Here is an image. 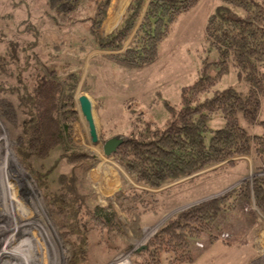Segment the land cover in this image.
Wrapping results in <instances>:
<instances>
[{"label":"rangeland","instance_id":"1","mask_svg":"<svg viewBox=\"0 0 264 264\" xmlns=\"http://www.w3.org/2000/svg\"><path fill=\"white\" fill-rule=\"evenodd\" d=\"M94 1H83L72 13L61 14L51 10L46 0H0V79L13 85L24 82L29 85L34 77L48 70H57L61 77L79 72L80 81L74 94L78 116L72 127L71 150L95 158L85 169L70 163L60 148H53L46 157L32 158L31 169L27 168L15 154L10 129L0 119L1 145L23 174V178L15 179L19 174L14 167L10 170L14 184L9 193L16 211L8 194L0 193V246L5 244L8 248H0V264L11 261V264H69L72 248L60 233L46 192L48 188L52 191L60 172L70 174L71 190L64 185L83 206H110L124 234L117 237L124 238L118 243H125L126 248L118 252L112 245L117 241L101 244L97 233L92 232L88 248L90 264H135L133 253L145 246L169 219L184 211H191L192 222L208 229L191 241L194 255L191 264H264V215L253 195L246 197L238 193L244 184L252 188L253 179L264 175L256 171L258 161L252 155L235 157L231 162H221L151 189L137 184L115 159V154L107 157L101 149L111 138L126 139L130 135L135 114L143 113L147 121L162 126L170 117L167 105L181 108L183 88L196 82L206 62L218 60V53L209 46L205 34L207 20L220 0H200L180 15L159 47L157 62L140 69L121 67L107 57L123 50L96 47L88 19L95 14ZM118 1L123 5L114 9L117 0H111L107 8L99 30L101 38L119 26L132 0ZM18 73L20 77L16 76ZM229 87L243 93L250 88L247 78L239 75L232 63L213 91ZM212 92L203 95V99ZM81 95L91 100L98 145L91 143L88 125L80 112ZM259 120L264 121V99H261ZM224 124L221 114L212 115L208 121L213 131ZM240 124L252 134L263 133L261 124L249 126L241 115ZM132 188L155 195L153 199L157 201L152 204L156 209L144 210L139 204V209L134 210V203L124 199ZM232 202L234 205L230 207ZM126 208L132 211L128 213ZM22 223L37 225L34 233L37 230L47 233L52 243L45 258L40 260L37 254L28 258L27 250L22 249L28 244L30 250L34 243L20 233ZM15 227L22 240L14 239L11 231L9 234ZM8 254L13 255L11 261Z\"/></svg>","mask_w":264,"mask_h":264},{"label":"trees","instance_id":"2","mask_svg":"<svg viewBox=\"0 0 264 264\" xmlns=\"http://www.w3.org/2000/svg\"><path fill=\"white\" fill-rule=\"evenodd\" d=\"M46 1L51 10L69 14L88 0ZM199 1L132 0L119 26L101 38L99 30L111 0H95V14L88 18L90 33L97 48L123 50L107 56L115 64L128 69L145 68L159 59V47L172 24ZM205 38L217 51L218 60L206 62L196 82L183 88L181 108L167 105L170 117L162 126L147 121L143 113L132 111L135 116H132L131 133L114 157L139 185L158 189L240 156L252 155L258 161L256 171L264 172V121L259 120L261 99H264V0H220L207 20ZM230 63L239 75L247 78L250 85L247 93L234 87L213 91ZM32 81L29 85L24 81L22 85H13L0 79V119L10 129L16 156L30 168L32 158L46 157L53 148H60L70 163L86 169L95 158L71 150L72 127L78 116L74 94L80 73L61 77L57 70H48ZM210 92L213 94L203 99ZM214 114H221L225 121L215 131L208 126ZM240 115L249 126L261 124L263 133H250L240 124ZM56 181L52 191L46 189L47 200L63 239L72 248L69 264H90L88 248L92 232L97 233L101 244L114 240L117 241L112 244L114 250L124 251L126 244L118 243L124 239L118 238V234H124L115 211L110 206H83L64 185L71 190L70 174L60 172ZM238 193L246 197L253 195L264 215V175L253 179L252 188L244 184ZM154 197L147 190L132 188L124 199L134 203V210L139 209V204L144 210H155ZM233 205L234 202L230 207ZM126 209L128 213L132 211ZM207 230L192 222L191 211L181 212L134 252L132 261L191 264L194 262L191 241Z\"/></svg>","mask_w":264,"mask_h":264},{"label":"bare ground","instance_id":"3","mask_svg":"<svg viewBox=\"0 0 264 264\" xmlns=\"http://www.w3.org/2000/svg\"><path fill=\"white\" fill-rule=\"evenodd\" d=\"M91 140V138H90ZM1 141H0V169H2V175H0V193H2L1 195L5 196V193L8 194L9 199L11 201V204L13 205V210L15 208L16 211V206H15V201L14 199H12V196L10 195L9 191H12V187L14 184V180H13V174H11V168L14 167V171L19 174L15 177L18 178V176H21L23 178V174L20 172V170L15 166L14 162H12L9 158V151L7 152L1 145ZM101 146V145H100ZM96 148V147H95ZM102 149V147H101ZM99 150V149H98ZM25 182V181H24ZM4 193V194H3ZM7 198V197H6ZM6 200V199H5ZM8 200V199H7ZM23 202V201H22ZM7 203V202H6ZM11 209V208H10ZM9 209V210H10ZM3 222V221H2ZM23 225L20 227V233L24 234L25 237H29V240L33 241V245L31 247L30 250H28V244H24V246L22 247L23 250H27V256L28 258H34V256H36V254L38 255V259H43L45 258V255L47 253V248L49 249V247L51 246V243H49L48 239H47V233L45 234L43 231L40 232L39 230L33 231V229L36 230L37 225L35 226H30V225H25L24 223H22ZM17 227H15V229H10L8 232L10 234V231L12 232L11 234H13L14 239L18 240L21 239L18 231H16ZM41 230V229H40ZM38 237V238H37ZM22 240V239H21ZM50 240V239H49ZM48 242V243H47ZM35 244V245H34ZM6 247L5 244L0 246V248H4ZM30 248V246H29ZM8 248L6 247L5 250H7ZM7 252V251H6ZM32 252V254H31ZM1 254V253H0ZM9 255V254H8ZM49 255V254H47ZM13 255H9L8 259L9 261H11L10 257H12ZM48 257V256H47ZM15 258V256H14ZM7 259V260H8ZM40 259V260H41ZM5 260V259H4ZM9 263V262H8ZM12 263V261L10 262V264ZM14 263V262H13ZM42 264H44L42 262ZM116 264V263H113Z\"/></svg>","mask_w":264,"mask_h":264},{"label":"water","instance_id":"4","mask_svg":"<svg viewBox=\"0 0 264 264\" xmlns=\"http://www.w3.org/2000/svg\"><path fill=\"white\" fill-rule=\"evenodd\" d=\"M80 112L84 117L88 128L89 134L91 138V143L93 145H98L100 143V139L98 136L96 124L94 121L93 111H92V103L91 100L86 95H81L78 98ZM125 141L124 138L121 137H114L107 140L103 144V154L107 157L114 155L117 151V148Z\"/></svg>","mask_w":264,"mask_h":264},{"label":"crops","instance_id":"5","mask_svg":"<svg viewBox=\"0 0 264 264\" xmlns=\"http://www.w3.org/2000/svg\"><path fill=\"white\" fill-rule=\"evenodd\" d=\"M118 0H117V2H115V7H114V9H116V7L118 6V5H120V6H122L123 5V3L121 4L120 2H119V4H118ZM123 8V7H122Z\"/></svg>","mask_w":264,"mask_h":264}]
</instances>
